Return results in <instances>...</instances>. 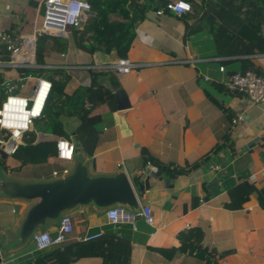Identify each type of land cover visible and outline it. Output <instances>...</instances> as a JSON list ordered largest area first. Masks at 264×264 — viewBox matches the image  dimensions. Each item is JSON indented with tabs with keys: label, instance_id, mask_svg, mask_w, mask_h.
Masks as SVG:
<instances>
[{
	"label": "crops",
	"instance_id": "0c3cea01",
	"mask_svg": "<svg viewBox=\"0 0 264 264\" xmlns=\"http://www.w3.org/2000/svg\"><path fill=\"white\" fill-rule=\"evenodd\" d=\"M138 1L147 10L135 28L126 57L135 67L128 74H114L129 107L118 110L116 102L114 109L107 106L102 123L97 129L91 127L84 122L83 113L74 116L87 104L73 91L76 83L84 96L89 74L84 70L68 71L69 76L75 74V79L66 86L67 97L60 103L54 100L58 117L66 119L65 125L53 130L40 127L37 131L36 142L48 144V165L23 166L13 155H7L0 164V178L46 181L62 175L73 160L57 158L56 143L61 139L73 144L75 154H82L93 175L123 171L130 177L150 165L158 179H150L149 190L138 196V202L150 209L153 225L138 219L135 231L127 225L112 227L118 237L131 243L129 264H264V204L254 193L240 209L224 207L228 191L239 182L264 187V103L252 104L244 94L226 88L230 75L242 71L244 61L264 75V54L217 57L212 38L204 31L184 41L185 24H192L201 14L196 15L197 7L191 2L199 5L201 0H182L191 6V11L182 15L162 7L165 1L177 0ZM39 2L0 0V32L13 41L30 33L40 23ZM261 32L264 35V24ZM66 39L69 47L61 53L64 57L51 53L43 65H103L118 59L99 51L89 53L92 41L78 47L71 31ZM17 74L7 71L4 79ZM104 108L96 111L101 113ZM71 130L74 133L68 135ZM227 134V146L214 152ZM2 136L0 132V139ZM155 161L174 170H186L197 163L199 167L172 177L160 173L152 163ZM26 207L25 203L0 197V252L13 242ZM105 213L93 209L71 213L73 230L68 241H83L87 234L104 233L110 226ZM195 227L203 228L206 244L222 255L221 260L189 251L178 242V233ZM55 230L48 232L53 234ZM46 251L35 252L30 240L21 250L0 254V264H22ZM74 264L102 261L88 258Z\"/></svg>",
	"mask_w": 264,
	"mask_h": 264
},
{
	"label": "trees",
	"instance_id": "16d2710c",
	"mask_svg": "<svg viewBox=\"0 0 264 264\" xmlns=\"http://www.w3.org/2000/svg\"><path fill=\"white\" fill-rule=\"evenodd\" d=\"M95 13L83 27L71 30V37L77 46L85 41H92L88 52H101L104 55H115V57L126 58L135 38L136 26L144 20L147 7L138 0H86ZM191 1V0H189ZM167 2L162 5L166 9ZM196 8V16L192 24H185L184 41L194 34L204 31L212 38L217 57L242 56L264 54V35L261 32L264 24V0H201L199 5L191 2ZM10 37V36H9ZM69 47L68 39L56 36L41 35L37 40L36 60L43 65L42 55L48 57L51 53H65ZM47 54V55H46ZM1 55V53H0ZM4 58L7 53L2 54ZM45 55V56H44ZM91 65V64H87ZM83 66V65H80ZM8 69L0 70V85ZM242 71H252L257 75L259 72L250 65L248 61L243 62ZM18 72V71H17ZM89 74V87L85 94H79L78 98H84L87 108L83 113L84 122L93 128H98L102 123V113L106 107L115 108V97L112 91L103 86L100 81L105 78L108 72L86 71ZM35 76H43L52 82V92L45 104L41 117L36 120L37 125L46 129L62 128L66 119H60L57 115L58 105L55 104V95L59 88L56 85L58 70L46 71L44 69L28 70ZM64 79V78H62ZM236 93V92H235ZM242 94V93H241ZM3 92L0 90V102ZM79 99V100H80ZM99 107H105L103 112L96 111ZM35 125V124H34ZM37 129L25 133L22 138V145L18 147L13 156L22 162L23 166L45 167L48 165V144L36 142ZM74 130L68 131V135ZM230 138L225 135L214 152L227 146ZM158 167L160 173H166L175 177L188 170H194L199 164L192 165L186 170H174L158 161L152 162ZM256 194L257 201L264 204V187L258 189L253 184L241 181L228 193V202L224 207L229 210H237L246 203L252 194ZM193 204L190 205V208ZM178 242L189 251L200 252L207 258L221 260L220 255L214 248L205 242V231L201 227L186 229L177 235ZM131 243L125 238L118 237L116 232L109 226L98 238L90 241H67L62 245L49 249L38 254L34 260L22 264H74L88 258H99L102 264H129Z\"/></svg>",
	"mask_w": 264,
	"mask_h": 264
},
{
	"label": "built area",
	"instance_id": "2783aa9c",
	"mask_svg": "<svg viewBox=\"0 0 264 264\" xmlns=\"http://www.w3.org/2000/svg\"><path fill=\"white\" fill-rule=\"evenodd\" d=\"M39 25H35L28 34L21 35L13 41L5 32H0V70L18 71L13 78L4 79L0 85L3 97L0 102V152L13 155L22 145L25 133L33 130L44 110L45 104L52 92V82L43 76L25 73L28 70L44 69L68 72L84 70L94 72H108L116 75L128 74L135 67L127 58H119L113 63L103 65L83 66H45L36 60L37 40L41 35L67 38L72 29H80L94 16L91 5L86 0H40L38 4ZM166 9L177 15L191 11L189 3L182 0L171 1ZM157 14H161L160 11ZM3 53L8 57L4 58ZM64 57V55H60ZM223 72V67H220ZM208 80V78H205ZM226 88L232 92L244 94L252 104L264 103V75H257L252 71H238L230 75ZM238 120H242L239 117ZM236 121L233 120L232 124ZM75 152L73 144L61 139L56 143L57 158L71 161ZM67 171H64L66 173ZM202 201L200 200V203ZM111 227L127 225L131 230L137 229V220L143 219L152 226L153 220L148 207L140 206L138 212H131L123 207L111 208L105 213ZM73 223L70 215L61 218L59 227L55 230V237L48 231L37 232L31 238L35 252L46 251L68 241L72 233ZM102 233L87 234L83 241L98 238Z\"/></svg>",
	"mask_w": 264,
	"mask_h": 264
},
{
	"label": "water",
	"instance_id": "95a60500",
	"mask_svg": "<svg viewBox=\"0 0 264 264\" xmlns=\"http://www.w3.org/2000/svg\"><path fill=\"white\" fill-rule=\"evenodd\" d=\"M100 83L114 92L118 110L129 107L114 74H109ZM0 155L3 165L7 155L5 152ZM72 160L66 173L50 180L0 178V197L27 205L8 251L25 248L37 232L57 229L62 217L77 210L93 209L105 213L111 208L123 207L138 212V196L149 190L150 179H158L150 165L130 177L123 171L113 175H93L82 154L74 153ZM7 250L0 254L4 255Z\"/></svg>",
	"mask_w": 264,
	"mask_h": 264
},
{
	"label": "rangeland",
	"instance_id": "374dc122",
	"mask_svg": "<svg viewBox=\"0 0 264 264\" xmlns=\"http://www.w3.org/2000/svg\"><path fill=\"white\" fill-rule=\"evenodd\" d=\"M42 58H43V61L42 62H46L47 61L46 60L47 58L44 59L43 55H42ZM74 75L75 74L73 73V74H70V76H69L67 72L66 73L64 72V73H60L59 76L56 78V85L59 88V91H58L59 93L55 95V98H56L57 102L60 103L61 99L67 97V94L64 93V92H65L66 86L69 84V82L70 83H73V79H75V76ZM62 78H64V79H62ZM73 88H74L73 89L74 94H76L78 92V90L80 91V89L78 87V84H76V83L74 84ZM80 88H82V87H80ZM79 94H83V92L80 91ZM79 94H77V96H80ZM40 127L41 126L40 125H37V122H35L34 128L39 131Z\"/></svg>",
	"mask_w": 264,
	"mask_h": 264
}]
</instances>
